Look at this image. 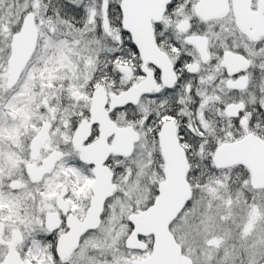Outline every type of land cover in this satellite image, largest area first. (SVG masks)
I'll use <instances>...</instances> for the list:
<instances>
[{"label":"snow or ice","instance_id":"6c2138e0","mask_svg":"<svg viewBox=\"0 0 264 264\" xmlns=\"http://www.w3.org/2000/svg\"><path fill=\"white\" fill-rule=\"evenodd\" d=\"M250 147L264 0H0V264H264Z\"/></svg>","mask_w":264,"mask_h":264},{"label":"water","instance_id":"95a60500","mask_svg":"<svg viewBox=\"0 0 264 264\" xmlns=\"http://www.w3.org/2000/svg\"><path fill=\"white\" fill-rule=\"evenodd\" d=\"M237 158L234 153H225L222 162H231L233 159ZM247 159L249 163L256 169L257 173L264 177V155L259 154L255 148L250 147L247 153ZM175 191L170 192V196H173ZM159 258L162 264H170L174 259L173 253L168 246H162L159 253Z\"/></svg>","mask_w":264,"mask_h":264}]
</instances>
